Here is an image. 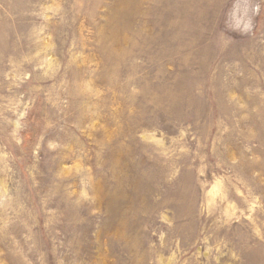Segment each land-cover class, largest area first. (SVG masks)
I'll return each instance as SVG.
<instances>
[{"label": "rangeland", "instance_id": "374dc122", "mask_svg": "<svg viewBox=\"0 0 264 264\" xmlns=\"http://www.w3.org/2000/svg\"><path fill=\"white\" fill-rule=\"evenodd\" d=\"M0 264H264V0H0Z\"/></svg>", "mask_w": 264, "mask_h": 264}]
</instances>
